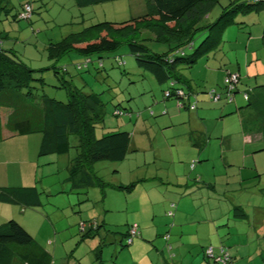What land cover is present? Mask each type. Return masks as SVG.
Returning a JSON list of instances; mask_svg holds the SVG:
<instances>
[{
    "label": "rangeland",
    "instance_id": "obj_1",
    "mask_svg": "<svg viewBox=\"0 0 264 264\" xmlns=\"http://www.w3.org/2000/svg\"><path fill=\"white\" fill-rule=\"evenodd\" d=\"M231 1L247 0H219L202 25L217 21L223 7ZM27 3L34 8L32 12V8L25 7L28 16L31 13L30 18L16 19L18 8L21 10ZM153 9L151 0H113L87 6H80L77 0H0V46L12 50L27 68L38 70L48 66L30 77L35 90L67 101V88L63 86L67 81L86 93L97 94L103 103V122L96 124L95 135L99 138L110 131L126 130L132 136L131 151L125 160H99L92 165L93 173L107 183L106 187L87 188L74 187L70 179V161L77 155L76 145L79 144L77 135L69 137L68 147L44 156L39 154L41 132L7 139L6 142H11L6 148L10 169L8 186H36L42 200L41 206L27 209L25 216L20 205L10 206L16 209V218L33 234L28 232L51 252L52 264H150L159 240L165 246L169 264H210L205 257L209 248L219 254L229 251L234 256L237 251L234 244H244V236L237 234L234 225L243 231L248 223L246 219L235 221L233 218L230 224H226V219L218 222V229L225 233L220 238L215 225L211 224L214 223L212 218H225L230 208L228 202L234 197L245 204L259 197L263 204L258 201L256 205H264V151L258 152L255 142L246 143L242 132L244 115L250 126L258 124L251 109L236 110L235 103H229L190 110L181 107L177 99L165 100L168 83H159L152 73L141 68L127 44L90 55L94 63L89 69L77 70L72 65L82 62L81 55L74 51L59 61L50 58V42L73 33H84L101 21H124ZM201 32L197 33L193 46L186 48V54H192L205 37ZM263 34L264 7L239 10L228 18L222 30L223 42L181 71L191 79L194 91L208 102L210 94L206 91L213 88L222 91L224 72L237 71L242 78L236 102L246 104L242 92L264 85ZM142 41L155 52L168 49L166 44L154 39ZM99 61L103 62L101 67L96 63ZM121 61L125 64H120ZM66 64L73 71L64 76L58 77L61 70L57 74L51 67ZM7 114L6 109H0L2 125ZM2 131L5 136L10 134L5 127ZM225 135L232 137V145L227 160L223 161L220 141ZM204 136L207 144L203 152L209 158L201 161L202 152L193 138ZM251 136L249 133L248 138ZM178 172L191 175L195 188L190 194H181L183 188L172 183H178L175 180ZM244 173H252L251 178L243 181L240 175ZM196 175H201L205 187L196 188L203 183L195 182ZM210 182L214 187L206 185ZM133 183L131 189L121 187ZM171 201L178 202L175 213L180 208L186 216L182 221L191 222L185 226L184 236L169 231L176 219L167 214ZM242 206L249 207V204ZM260 208L256 210L264 212ZM230 212L232 217L234 211ZM105 217L112 218L106 220ZM91 221H95L99 229L93 226V233L83 237L86 233L83 229L86 227L89 231ZM135 222L140 232L144 231V242L139 243L138 236L136 246L127 245L124 234ZM157 233L163 234V238L168 234L172 237L167 242ZM199 236L207 239L204 244L197 242ZM175 239L183 242L179 250ZM256 241L241 247L243 257L234 259L231 264H264L263 257L254 252L259 247ZM131 247L133 257L127 251ZM156 255L160 258L161 253L156 252Z\"/></svg>",
    "mask_w": 264,
    "mask_h": 264
},
{
    "label": "trees",
    "instance_id": "obj_2",
    "mask_svg": "<svg viewBox=\"0 0 264 264\" xmlns=\"http://www.w3.org/2000/svg\"><path fill=\"white\" fill-rule=\"evenodd\" d=\"M113 0H77L80 6L92 5ZM154 9L124 21H101L90 26L84 33H73L57 42H50V58L59 61L70 52H77L82 62L73 63L77 70L90 68L94 60L90 55L118 49L122 44L129 46L130 52L136 56L138 65L152 73L159 83H168L165 90V100L177 99L183 108L196 110L201 106H225L229 103L236 105V110L249 108L252 115L257 118L255 126L261 131L263 143L257 151H264V85L257 89L243 91L246 104L236 102V94L240 93L238 84L241 74L235 70L227 69L224 72L222 91L211 89L209 101L199 96L191 86V79L186 77L181 69L193 66L206 52L214 51L223 42L222 30L229 17L239 10L251 8L261 9L264 0L231 1L223 7L221 16L217 21L202 25L203 20L219 0H151ZM34 8L31 4H23L18 8L16 19L28 18L26 6ZM30 18V17H29ZM205 33V37L195 48L192 54L185 50L193 46L198 32ZM149 34V35H148ZM264 38V34H263ZM143 39H154L164 43L168 49L162 53L153 51ZM56 63V62H55ZM102 66V61L96 62ZM125 64V62H120ZM56 65V64H55ZM58 74H69V65L60 67L51 66ZM31 69L17 59L12 50L0 46V109L8 111L6 121L2 125L0 119V139L5 137L2 128L5 127L10 134L42 133L39 149L41 156L59 152L69 146V137L77 135V155L70 161V179L73 186L87 188L100 185L106 187L107 183L98 178L92 169L94 162L99 160L123 161L131 151L132 136L126 130H114L97 137L96 124L103 122V103L96 97L97 94L86 93L83 89L64 81L68 92V100L61 101L39 93L31 85L30 77L33 72L47 69ZM237 74V82L231 81V76ZM42 78V77H40ZM34 79V78H33ZM218 96V97H217ZM213 101V102H212ZM199 103V104H198ZM234 105V106H235ZM240 111V110H239ZM243 137L247 139L250 121L244 119ZM206 141V140H205ZM253 141V139H252ZM198 143V142H197ZM201 145V144H200ZM201 156V153H200ZM202 153L201 161L207 160ZM195 182H203L201 175H196ZM204 183V182H203ZM135 184H130L126 189H131ZM207 185V184H206ZM0 201L19 203L23 208H37L42 205L40 191L36 186H5L0 187ZM171 207L174 208L175 204ZM234 217L242 219L247 216L246 210L240 205L234 206ZM168 215L173 216L174 210H169ZM91 221L89 231L83 229L88 235L99 226ZM129 225L124 234L127 245H132L140 235L139 225L137 234L132 242ZM93 226L95 228L93 229ZM93 233V232H92ZM166 239L168 236L164 235ZM123 241V240H122ZM206 252V250H205ZM227 256L224 260L223 257ZM210 264H231L233 256L229 251L205 254ZM53 256L28 230L16 219H9L0 224V264H52ZM226 262V263H225Z\"/></svg>",
    "mask_w": 264,
    "mask_h": 264
},
{
    "label": "crops",
    "instance_id": "obj_3",
    "mask_svg": "<svg viewBox=\"0 0 264 264\" xmlns=\"http://www.w3.org/2000/svg\"><path fill=\"white\" fill-rule=\"evenodd\" d=\"M240 113H241V111H240ZM244 119H246V121H248V119L245 117V115H244L243 118H241L242 131H243V127H244V125H243L244 124L243 123ZM248 127L250 129L248 130L247 133H250V135H252L251 138L253 139V141H252V139L251 140H247L246 139L244 141H246V143L255 142V143H257L256 145H258L256 148H260L262 143H263V137H262L261 131H259L258 127H256V126H250L249 125ZM16 135H20V134H8L4 138L0 139V147H1V151H0V187H5V186L9 185V183H7L8 182L7 175L9 176V170H10L7 167L8 164H9L8 157H7V156H9V153L6 152V148L10 145V144H7V143H11V142H6V141H7V139H9L11 137H14ZM222 137H223V139H221L220 144H222V146H223L222 158H223V161H225V160H227L228 152L231 150L232 137L230 135H225V136H222ZM193 139L195 141V144L200 147L199 149L201 150V152L209 158V155L207 153L203 152L204 149H205V146L207 144L206 136H204L202 139H198V138H193ZM184 174H185L184 172H178V175L175 178V180L178 181V183H174V182H172V183L173 184H177L179 187L183 188V190H181V192H180L181 194H190L192 191H194L195 187L193 185H195V183H193V181L191 180V178H190L191 175L190 176H186V174L185 175ZM251 175H252V173H247V174L244 173V174H241L240 176H241L242 180L244 181V180L250 179ZM143 180H145V179H143ZM207 185L210 186V187H214V185L211 182L207 183ZM200 187H205V183L200 184V186H196V188H200ZM217 195H219V194L216 193V196ZM221 197H222V195H221ZM220 198H216V199L220 200ZM165 201L166 200L164 199V202H163L164 203V207L167 206V205H165ZM235 201H237L238 203H236ZM258 201L261 202L260 204H263L262 203L263 201L259 197H254V199L252 201H249V202L246 201V204L242 203L241 201H238V199L236 197H234L231 201L228 202L230 208H229V210L227 212V215H225V218H224V216H219V217L212 218L214 223H211V224L215 225L213 227H215V229H216V234L219 235V237L221 238L223 235H225V233L222 232V231L220 232V230L218 229L217 223L218 222L219 223H223L224 220L226 219L227 220L226 224H230V220L232 218L235 221L240 220L239 218L234 217V215L232 217H230L231 213H232L230 211L233 210V208H234V207H232V205H234V206L240 205L241 207L244 208V206H242V205L249 204L250 208L246 207V206L244 208L245 210H247V216L242 218V219H246L248 221V223H246V225L242 229L243 231H240L239 226L237 224L234 225V227L237 230V234L244 236V241H243L244 244H234V245H237V248H236L237 251L234 253L233 260L236 259V258L238 259V257H243V253H241V249L240 248L243 247V246H249L255 240H257L255 243H257L259 245V247L254 252L257 253L256 256L260 255L264 259V212L263 211L259 212L258 210H256V209H259L260 207H261L260 209H264V205H261V206L256 205V203ZM253 202H254L255 205L254 204L252 205ZM170 203H171V205H172V203L175 204L174 208L171 207V205H170V208L172 210H174L175 208L177 209V206H178V202L177 201H174V202L171 201ZM221 203H223V201H221ZM10 205L19 206L20 204L19 203H13V202L7 203V202L0 201V224L4 223L7 220L12 219V218L17 219L20 222L21 219L20 218H16V215H15V214H17L16 213V209L12 208ZM20 206L22 207V209H24L22 205H20ZM27 209H29V208H25L24 209L25 212L27 211ZM248 209L251 211V213H250V211ZM176 213L174 211L173 217L175 216L176 219L174 220L173 226L170 228L169 231L173 232L175 235L181 234L182 236H184V235H186L185 226L188 225L191 222L182 221L183 219H186V216L182 215L183 213H182V210L180 208H179V212L177 214ZM26 214H27V212L24 213L23 216H25ZM262 215H263V219L261 218ZM250 216H252V217H250ZM111 218L112 217H105L106 220H111ZM204 220H206V222H208L207 219H204ZM197 222H199V221H197ZM21 224L27 230H29L31 232V230L28 227H26L23 223H21ZM112 225H113V223H112ZM199 225H200V223H199ZM228 227H230V226H228ZM169 231H168V233H169ZM228 234L232 235L231 233H228ZM140 235H141V237H140ZM140 235L138 237L139 239L138 238L137 239L139 240V243H142V242H144L143 241V238H144L143 237V235H144V231L143 230L140 232ZM156 235L160 236L161 239L163 238V234L157 233ZM171 235L172 234H169L168 239H166L167 237L166 238L164 237L165 239L164 238L163 239L166 240L167 242H169L168 240L171 239V237H172ZM151 236H153V233H152ZM157 236L155 237V239L157 238ZM200 237L201 236H199V238L197 239V242H201L202 244H204V242L207 239H205L204 237L203 238H200ZM155 239H151V241H155ZM122 240L123 239H121L120 241L122 242ZM135 243H136V241H134V243L132 245H135ZM174 243L177 244L178 250L181 247L180 245L183 244V242H181V240H176V239H175ZM156 244H157L156 247H155L156 252H160L161 256L159 258L156 255V252H155V254L152 256V260L153 261H151V260L149 261V262H151L150 264H169V261H168V259L166 258L165 254H164L165 253V246L161 245V240H159V242H157ZM168 244H169V250H172V248H173L172 245L170 243H168ZM158 246L159 247H164V249L160 250ZM127 251H128V254H130L133 257L134 248L131 247ZM151 251H153V249ZM251 256H253V254H251Z\"/></svg>",
    "mask_w": 264,
    "mask_h": 264
},
{
    "label": "built area",
    "instance_id": "obj_4",
    "mask_svg": "<svg viewBox=\"0 0 264 264\" xmlns=\"http://www.w3.org/2000/svg\"><path fill=\"white\" fill-rule=\"evenodd\" d=\"M27 10H30V6H28V5H27ZM237 77H238L237 74L231 76V81H232V82H237V81H236V80H237ZM217 97H218V96H217ZM251 139H252L251 137L248 138V136H247V140H251ZM173 205H174V204H173ZM137 231H138V224H134V225L131 227V230H130V235H131V237H130L129 240H128L129 243L132 242V238H133L134 235L137 234ZM207 252H208L210 255H212V253H213V248H209V249L207 250ZM223 259L226 260V259H227V256L223 257ZM225 263H226V262H225Z\"/></svg>",
    "mask_w": 264,
    "mask_h": 264
}]
</instances>
